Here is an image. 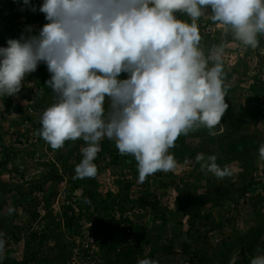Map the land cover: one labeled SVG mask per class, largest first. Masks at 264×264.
Masks as SVG:
<instances>
[{
	"label": "clouds",
	"instance_id": "clouds-1",
	"mask_svg": "<svg viewBox=\"0 0 264 264\" xmlns=\"http://www.w3.org/2000/svg\"><path fill=\"white\" fill-rule=\"evenodd\" d=\"M20 2L22 11L38 10L47 23L38 30L26 25L19 38L0 46V97L17 95L26 75L47 65L51 76L45 83L55 102L43 111L38 135L53 149L66 141L85 142L74 179L97 175L94 160L105 138L115 141L121 155L135 158L143 183L158 171L175 169L169 150L180 135L199 128L214 134L228 108L227 88L223 49L206 57L199 47L197 21L206 9L246 47H258L264 35V0ZM259 156L264 159V144ZM196 159L217 178L232 175L215 155ZM3 237L0 232V254ZM138 264L153 261L146 257ZM250 264H264V253Z\"/></svg>",
	"mask_w": 264,
	"mask_h": 264
},
{
	"label": "rangeland",
	"instance_id": "rangeland-1",
	"mask_svg": "<svg viewBox=\"0 0 264 264\" xmlns=\"http://www.w3.org/2000/svg\"><path fill=\"white\" fill-rule=\"evenodd\" d=\"M19 1L0 0V34L4 37V42L0 46H7L9 38H19L26 25H32L38 30L47 23L44 14L38 10L22 11ZM35 1L31 0L37 6L43 2L37 0L39 2L37 4ZM17 13L19 16L16 15ZM178 16L191 23L187 16L180 14ZM210 16V9H206L201 19L204 22L214 23ZM224 32L226 31L221 25L208 39L203 40L201 36L199 44L206 57L217 48L223 49L224 84L227 88L225 101L228 108L221 118L218 130L215 129L214 134H210L206 128L192 131L195 135L187 134L184 145H181L180 140L177 139L175 146L169 150L176 161L175 169L169 172L158 171L148 176L143 183L138 180L139 173L135 158L121 155L115 146V141L105 138L100 142V149L104 142H107L109 147L104 155L97 154L94 160L96 167L99 168L97 175L94 178L83 179H74L75 169L72 171L65 169L74 164L78 156H82L81 149L86 146L85 142H82L77 150L75 146L82 141L80 139L67 141L59 149H53L40 136L39 142L33 141L32 132L37 127L25 124V101H29L30 98L35 104L38 98L47 101L46 103L43 101L44 105L39 107L34 104L36 116L40 121L43 111L54 103L55 98L51 90L47 91L40 84L39 73L46 69L45 63H40L34 73L26 75L17 95L0 97V146L4 148L0 160L4 159V156L7 159L4 163L0 162V232L4 233L5 239L4 252L0 254V264H21L27 254L32 256L33 253L34 257L30 259L29 264H88L85 254L80 251L81 248L76 247L79 244L70 245V241L75 236L70 234L69 229L62 222L61 211H57L53 203L55 204L56 199L63 200L61 198L65 194H74L79 198L85 191L91 189L96 190L107 201L114 200L116 196L123 200L128 193L130 201H124L123 205L119 204L117 207L99 212L93 206L88 207L86 213L79 217V222L77 221L79 225H73L78 231L76 239L80 244L81 240L91 242L95 245L93 250L99 252L100 231L93 233L92 228L96 223L103 229L102 223H109L115 224L122 232L133 235L130 238L131 245L137 244L139 238L141 246L137 249V261L147 257L153 261V264L156 262L187 264L184 257L187 253L191 254L190 252H198L201 248H206L208 255L212 256L216 249H221L230 241H235V244L227 253L226 264H233L237 258L242 259L238 239L255 229L254 220L258 212L264 213V159L259 156V148L264 144V35L258 36V47L248 48L236 46L234 42L225 43L228 37L224 36ZM236 48L242 49L243 52L238 54ZM211 63L209 61V66ZM120 78H127V74L122 73ZM48 79L50 77H47ZM227 116L237 119L238 122L234 126L232 139L223 141L217 136L226 130L223 118ZM22 129L28 134L25 140L21 139ZM240 136L252 137L262 143L260 146L255 145L256 149L240 146V150H234L233 144ZM210 137H214L213 141ZM181 149L187 151L178 155V150ZM254 151L258 152L257 156H253ZM198 155H203L204 160L211 155L217 158L219 156L223 166L218 165L221 168L228 167L232 175L220 179L207 169L202 170V161L198 162L196 159ZM112 156L117 161L114 164ZM244 159L253 164L249 167L250 171H247L249 173L247 179L249 180L252 175L255 183L250 189L241 191L243 175L246 173L242 164ZM55 174L61 175V180L53 178ZM93 179L98 184L95 188ZM128 184H130L129 188L126 187ZM10 185H13V188ZM192 194L208 196L211 199L200 209L201 217L193 225L190 223L189 211L193 207L192 202L197 200L190 198L187 209H180V204ZM45 196L50 198L51 203L48 207ZM139 196H144L152 203L161 202L169 211L167 213L173 224L161 228L155 227L161 223V219L153 222L150 204L147 207L136 206V199ZM34 210H37L38 214L40 210L41 216H38L37 220H31L30 213ZM47 213L50 214L49 219L46 218ZM207 214H210L208 219L202 218ZM114 217L115 223L112 221ZM125 218H129L130 221H126ZM216 222L221 224L215 227ZM172 225L177 231L181 229L182 234L175 235ZM15 227L21 228L17 240L10 232ZM187 229L193 240L190 243L191 248L185 252L182 245ZM159 231L162 232L160 243L163 247H167L169 252L160 250L150 255L152 245L146 243V240L148 237L155 239ZM43 233L48 234L49 237L41 242L40 235ZM32 234L37 237L33 239ZM56 234H60L58 247H56ZM28 240H30L29 246ZM263 242L264 232L254 245V256L264 253ZM61 255L68 256L65 262L59 260ZM92 257L89 256V259ZM251 260L248 261L249 264ZM94 264H102V260H97Z\"/></svg>",
	"mask_w": 264,
	"mask_h": 264
},
{
	"label": "trees",
	"instance_id": "trees-1",
	"mask_svg": "<svg viewBox=\"0 0 264 264\" xmlns=\"http://www.w3.org/2000/svg\"><path fill=\"white\" fill-rule=\"evenodd\" d=\"M35 3H39L37 2V0L35 1ZM19 4L21 5V2L19 1ZM17 16H19V14H16ZM30 15V14H29ZM28 15V17H29ZM31 19V18H30ZM224 36L228 37V40H225V43H231L234 42L236 46L242 45L237 39H235L233 37V35L230 32H224ZM202 38L204 39H208V37L210 35L207 34H202ZM4 42V37L3 35L0 34V44ZM246 47V46H245ZM249 48V47H248ZM46 69L42 70L41 73H39L41 79H40V84H42L44 86V88L48 91L51 90V88H49L46 85V81H47V77H50L51 74L49 73L48 69H47V65L45 66ZM124 74V73H123ZM52 92V90H51ZM49 93V92H48ZM227 95V94H226ZM30 100H32L30 98ZM39 99L37 100V103L35 104L36 107H39L42 104V102L44 101V103H46L47 101ZM47 100V98H46ZM15 102V101H13ZM54 102H55V98H54ZM8 107V105H7ZM22 107H20L19 109L21 110ZM28 116V115H27ZM29 118V117H28ZM41 119V118H40ZM225 121V125H226V130L224 132H222L221 134H219L217 137H221V140H227L228 138H231L233 133H234V126L235 124L238 122L237 119L234 118H230V116H227L225 118H223ZM39 120V119H38ZM34 123L35 127H37V129L39 130L42 125L40 123V121H38ZM191 134L195 135V132H189ZM188 133V134H189ZM197 133V132H196ZM186 135H181L178 137V140H180V144L184 145V138ZM210 139L213 141L214 137H210ZM232 139V138H231ZM67 142V141H66ZM84 142L81 141L79 142L75 147L78 150L80 144ZM262 142L261 141H257L255 138L252 137H243L240 136L239 139L236 140L235 144H233L234 150H240V146H242L243 148H246V146L248 147V149H256V146H260ZM256 145V146H255ZM109 144L107 142H104L101 144V149L98 152V155H104V153L108 150ZM185 147V146H184ZM187 151V149H181L178 150V155H182L185 154V152ZM191 152H193V149H191ZM258 152L255 153L254 151V155L253 156H257ZM79 155V154H78ZM82 156H78L77 160L74 164H72L71 166H69L67 169H65V171H72V169H75L76 165L80 163ZM113 158V156H112ZM230 160L234 159V158H229ZM4 161H7L6 156H4V159L2 158L0 160L1 163H4ZM129 161V160H127ZM117 161L114 160L112 163H116ZM217 164H219L220 166H223L222 162L219 159V156L216 160ZM243 167L246 169V173L243 175L244 176V182H242V188L241 191H244L245 189H250L255 181L251 175V178L248 180V175L249 173H247V171L249 172V167L250 165L252 166L253 164H251V162H248L246 159L243 160L242 162ZM97 170H99V168H97ZM53 178H56L58 180H61V175H57L55 174L54 176H52ZM92 183L94 185V188L97 187V182L95 179L92 180ZM130 184H128L126 187L129 188ZM10 187L13 188V185ZM111 193V192H110ZM111 195V194H109ZM71 196V195H69ZM193 198L197 201L192 202V209L191 211H189L190 215H191V220L190 223L191 225H193L196 220L201 217V213H200V209L209 203V201L211 200L208 196H199V195H191L190 197H188L184 203L180 204V209H187V202H189V199ZM262 200V198H260ZM45 200L46 202V206L48 207L50 205V198L48 199V196H45ZM124 201L129 202L130 201V195H127L125 197L122 198H118V196H116V198L114 197V200L112 201H107V199H104L101 197V195L96 191V190H88L85 191L84 194H82L81 197L78 198V205H79V215L76 216L74 213H70L69 211L72 209L71 206H67L64 205L62 207L61 210V216H62V222H64V225L67 226V228L69 229L68 231L70 232L71 235L73 236H78L77 234V230L76 227L73 225H79L77 224V221L79 222V217L82 216L84 213H86V211L89 209L88 207L93 206L94 209L99 212V211H103V210H108V209H112L114 207L119 206V204L123 205L122 203ZM151 205V210H152V215H153V222L157 221L158 219H161V223L155 225V227L157 228H161L167 224H173L172 220L169 218V212L167 210V208H165L161 202H149L148 199H146L144 196H139L136 199V206H140V207H147L148 205ZM45 206V207H46ZM46 207V208H47ZM73 210V209H72ZM31 216V220H37V217L41 216L40 214V210H39V214L37 212V210H34L30 213ZM46 218H50V214H46ZM210 214L207 215H203L202 218H209ZM173 218V216H172ZM175 219V218H174ZM126 221H130L129 218H125ZM61 221V219H60ZM112 221H114L115 223V217L114 220L112 218ZM255 221V229H252L250 232L247 233V235L245 236H241L239 237V243L241 245V255H242V259L241 258H237L235 259V261L233 262V264H241L242 262H245V264H249V260L252 259V257L255 255L254 254V245L256 244V242L259 240V238H261L263 232H264V213L262 212H258V216L257 218L254 220ZM181 223V222H178ZM102 228H100V226H98L96 223L94 224V228H92L93 233H96L97 231H100V239H99V244H100V250L99 252L97 250H93L92 247V243L89 242V246L83 248L82 247V252L85 254L86 258L88 259V264H94L97 260H102V264H138L137 261V249L138 247L141 246L140 242H139V238H138V243L135 245H131L130 243V238L133 236H131L130 234H127L125 231H121L119 230V228L114 224L111 225L109 223H102ZM221 222H216L215 227L220 225ZM181 225V224H180ZM174 225H172L173 227ZM21 228H12V230H10V232L12 233L11 236H14L15 240L19 239L20 236V230ZM100 229V230H99ZM189 229V228H188ZM187 229L186 234L183 236L184 242H183V249L185 250V252H188L189 249L191 248V241L192 236H190V232ZM17 230V231H16ZM173 233L176 234H182L181 229L179 231L176 230L175 227L172 228ZM179 232V233H178ZM75 234V235H74ZM162 232L159 231V233L157 234V236L155 237V239H151L150 237H148V239L146 240V243H150L151 249L149 254L150 255H154L155 252L157 251H164V252H169L167 247H163V245H161L160 243V238H161ZM60 234H56V247L59 246V241H60ZM35 237H37L35 234H32V238L34 239ZM48 234H41L40 235V239L41 242L44 241L45 238H48ZM71 241H74V238H72ZM70 241V245H78L76 241L71 242ZM83 242V240L81 241ZM28 246L30 244V240H28L27 242ZM235 244V241H230L227 242L223 245V247L221 249H216L215 252L212 254V256L208 255V249L206 248H201V250L195 251V252H190L191 254L187 253L184 257L187 260V264H226L227 263V253L230 251L231 247ZM264 244V242H263ZM201 256H200V254ZM66 254V253H65ZM34 255V253H33ZM31 255H26L24 258V260L21 262V264H29L30 259H33L34 256ZM89 256H93L91 259H89ZM65 257V258H64ZM67 255H61V258L59 257V260L65 262L67 259ZM197 260L199 262H197ZM155 264H161L160 262H156Z\"/></svg>",
	"mask_w": 264,
	"mask_h": 264
},
{
	"label": "built area",
	"instance_id": "built-area-1",
	"mask_svg": "<svg viewBox=\"0 0 264 264\" xmlns=\"http://www.w3.org/2000/svg\"><path fill=\"white\" fill-rule=\"evenodd\" d=\"M198 23V29H199V33H202L203 35L204 34H207V35H213L217 29H219L221 27V25L219 23H209V22H204L203 19H199L197 21ZM200 36H202L200 34ZM239 53L241 54L243 51L242 49L239 48ZM27 103V110H26V113L28 115V117L25 118V124H30V126H34L35 128V125L34 123L37 122L38 120V117L36 116V111H35V108H34V102L32 100H29V101H26ZM33 129V128H32ZM27 131H25V129H22V132H21V135H22V140H25V138L28 136L27 133H25ZM32 138H33V141H37L39 142L40 141V138H39V135L37 134L38 133V129H33V132H32ZM31 139V138H30ZM4 150V148L2 146H0V155H2V151ZM71 195V196H69ZM63 200L60 201V199H56L55 200V204L53 203V205H55L57 211H61L62 210V207L64 205H67V206H71L72 209L69 211L70 213H74L76 216L79 215L80 211H79V205H78V196H75L74 194H65L63 196V198H61ZM60 201V202H59ZM52 205V206H53ZM61 213V212H60ZM74 241L77 242V244H79L78 246L76 247H79L81 248L80 251L82 250V247L85 248V247H88L89 244L88 242H81V244L78 242V240L76 239V236L74 237ZM82 241V240H81ZM93 248H95V245H92Z\"/></svg>",
	"mask_w": 264,
	"mask_h": 264
},
{
	"label": "water",
	"instance_id": "water-1",
	"mask_svg": "<svg viewBox=\"0 0 264 264\" xmlns=\"http://www.w3.org/2000/svg\"><path fill=\"white\" fill-rule=\"evenodd\" d=\"M218 128H219V126L217 125V126H216V130H218Z\"/></svg>",
	"mask_w": 264,
	"mask_h": 264
}]
</instances>
